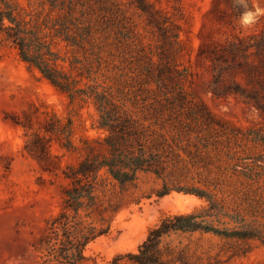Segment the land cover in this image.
Here are the masks:
<instances>
[{
  "label": "rangeland",
  "instance_id": "374dc122",
  "mask_svg": "<svg viewBox=\"0 0 264 264\" xmlns=\"http://www.w3.org/2000/svg\"><path fill=\"white\" fill-rule=\"evenodd\" d=\"M19 1L34 17L64 16L72 7L74 24L68 33L74 41L60 34L52 39L53 32L48 36L58 66L79 87L100 85L108 91L118 120L103 125L93 98L81 95L71 101L3 42L0 264H36L33 243L47 218L61 208L68 184L63 169L84 157L86 140L103 148L104 138L125 120V147L151 153L158 172L140 169L132 181L121 183L106 169L100 171L95 191L110 230L88 245L90 259L84 264H138L128 253L137 250L164 213L207 204L205 198L177 189L159 196L163 185L211 193L222 209L216 225L258 233L242 239L201 230L172 232L164 238L172 264H264V111L234 95L213 93L208 56L234 34L262 27L264 17L244 29L239 24L243 9L233 0H150L164 12L184 17L183 50L172 61L161 56L160 29L135 0H59L55 7L47 0ZM247 2L250 8H264V0ZM231 77L251 87L243 72ZM24 110L36 127L44 112L73 121L76 148L53 140L51 152L58 162L53 171L44 170L25 149V129L16 123L25 118Z\"/></svg>",
  "mask_w": 264,
  "mask_h": 264
},
{
  "label": "trees",
  "instance_id": "16d2710c",
  "mask_svg": "<svg viewBox=\"0 0 264 264\" xmlns=\"http://www.w3.org/2000/svg\"><path fill=\"white\" fill-rule=\"evenodd\" d=\"M47 1L52 7L59 2ZM135 3L160 29L163 44L161 56L176 61L183 50L181 33L184 26L181 20L184 17L176 12L173 15L164 12L150 0H135ZM71 10L72 7H69ZM70 12L56 18L49 15L42 17L40 14L34 17L32 10L19 0H0V49L4 41L14 46L30 68L38 69L52 84L65 91L71 101L81 95L93 98L102 124L111 126L118 119L114 115L109 92L99 89L100 85L79 87L58 66L59 55L53 49V42L48 40L53 32L52 39L60 34L74 41L68 33L70 25L74 24ZM85 30L88 32L89 25L85 26ZM208 56L212 60L210 89L213 93L219 96L234 95L264 111V24L247 35L234 34ZM238 71L243 72L250 88L231 77ZM161 76L157 75L160 79ZM43 114L37 127L27 110L23 111L25 118L19 117L16 123L25 129L26 151L37 158L44 170L53 171L58 162L51 152L52 141L56 140L70 150L76 148L72 140L73 121L71 118L64 120L55 112ZM127 122L125 120V124ZM125 124L121 123L116 132L104 138L103 148L94 145L92 140H86L84 157L77 164L67 165L63 169L68 184L62 191L61 208L47 218L43 233L33 243L36 264H84L90 259L86 252L88 245L109 232L110 224L104 218L105 208L95 191L102 169L121 183L132 181L140 169L158 172L153 167L155 159L151 153L147 155L142 148L132 152L125 147ZM173 189L195 193L205 198L207 204L189 212L164 213L159 222L149 228L137 250L128 253L129 258L138 264H172L167 258L168 251L164 244V238L172 232L201 230L242 239L258 236L252 229L216 225L215 217L222 209L211 193L203 189L163 185L158 195L163 196Z\"/></svg>",
  "mask_w": 264,
  "mask_h": 264
},
{
  "label": "clouds",
  "instance_id": "9594fccd",
  "mask_svg": "<svg viewBox=\"0 0 264 264\" xmlns=\"http://www.w3.org/2000/svg\"><path fill=\"white\" fill-rule=\"evenodd\" d=\"M233 4L243 9L239 17V24L244 29L253 27L261 17H264V8L258 5L250 8L247 0H233Z\"/></svg>",
  "mask_w": 264,
  "mask_h": 264
}]
</instances>
